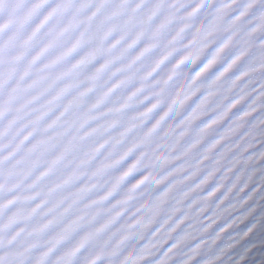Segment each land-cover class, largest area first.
<instances>
[{
  "label": "snow or ice",
  "instance_id": "obj_1",
  "mask_svg": "<svg viewBox=\"0 0 264 264\" xmlns=\"http://www.w3.org/2000/svg\"><path fill=\"white\" fill-rule=\"evenodd\" d=\"M257 2L0 0V264H192L264 159Z\"/></svg>",
  "mask_w": 264,
  "mask_h": 264
},
{
  "label": "water",
  "instance_id": "obj_2",
  "mask_svg": "<svg viewBox=\"0 0 264 264\" xmlns=\"http://www.w3.org/2000/svg\"><path fill=\"white\" fill-rule=\"evenodd\" d=\"M235 14V13H233ZM211 51V49H209ZM230 58V54H229ZM202 62V61H201ZM199 65L193 66L192 70L195 71ZM222 65L218 64L212 72L209 73V77L216 70H218ZM256 114H254L255 116ZM209 117H205L207 119ZM202 122V121H201ZM201 122H198L201 123ZM224 124H221L216 132L222 130ZM198 126V125H197ZM215 133L212 136L208 137V140L205 141V144L214 138ZM264 146V144H257L256 149ZM203 147V145H202ZM234 154V153H233ZM230 154L229 158L231 157ZM255 171L251 176V179L248 182V187L244 193L241 194V198L248 196L249 193H253L250 200L243 208L238 209L237 211L225 216L224 219L220 220L213 228L206 233L204 236L198 237V239H209V243L205 244L203 247H206L211 243L210 237H212L215 232L221 227L224 223H227L233 219V217L240 216L242 217L236 223L232 225L228 231L224 232L222 236L216 240L212 247L209 249V254L215 255L217 257L218 264H261L262 263V252H263V240H264V182H261V177H264V159L257 160L254 165ZM240 170L238 166L236 172ZM236 172L232 173L234 177ZM220 173H217V178ZM132 179H135L133 177ZM215 179L211 181L205 188L203 193L209 191L215 185ZM243 177L241 178V183H243ZM231 183V178L226 181V184ZM255 190V191H253ZM223 193H218L222 195ZM235 196V190L233 192ZM227 203V202H226ZM197 240H191L185 245V250L190 248L195 244ZM143 243V241H141ZM203 259L202 256H197L193 260V264H200V261ZM176 258L173 260L172 264H175Z\"/></svg>",
  "mask_w": 264,
  "mask_h": 264
},
{
  "label": "clouds",
  "instance_id": "obj_3",
  "mask_svg": "<svg viewBox=\"0 0 264 264\" xmlns=\"http://www.w3.org/2000/svg\"><path fill=\"white\" fill-rule=\"evenodd\" d=\"M8 5H5V8L7 9ZM261 12H264V0H258V2L254 5L253 8V15L258 16ZM258 22V21H254ZM259 38H264L261 37L260 33H257L253 38H252V46L250 48L248 56L245 58L244 62L242 63L241 67L245 66L249 60L256 59V62H259V56L261 53H264V49H261L257 46V40ZM255 81L259 82V80L262 78L261 73H255L251 77ZM255 85H252L250 87H253ZM264 118V109H260L257 111L256 115L253 117L252 121H249L248 123L251 124L254 120H259ZM256 135V142L257 144H264V125H259L257 124L256 128L253 130ZM254 153L258 154L260 151H264V146L260 147L259 149H256V147L253 149ZM195 154H193V157H190L189 159H193ZM257 160H260L259 158L254 159L251 161L245 169V174L243 176L244 182L251 179L252 174L255 171L254 165ZM229 162L228 159H225L224 164L227 165ZM261 182H264V177H261ZM188 185H180L177 187V190L173 193L171 200H175L178 198L179 193L182 192L185 188H187ZM198 195V194H197ZM167 207L165 208V212L167 211ZM212 247V244L207 245L206 247H202L199 250V253L196 255L197 256H202L203 259L200 261V264H218L217 257L215 255L209 254V249ZM189 248L185 250V246H183L178 254L176 255V260L175 264H181V262L187 258V255H191V253L188 251ZM4 251L3 249H0V252ZM173 262V261H172ZM77 264H82V260L78 261ZM193 264V261H192Z\"/></svg>",
  "mask_w": 264,
  "mask_h": 264
}]
</instances>
